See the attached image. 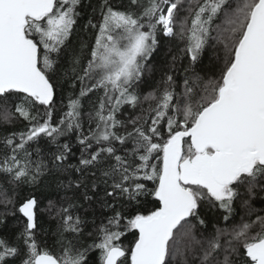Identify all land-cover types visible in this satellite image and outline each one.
<instances>
[{
    "label": "snow or ice",
    "instance_id": "obj_1",
    "mask_svg": "<svg viewBox=\"0 0 264 264\" xmlns=\"http://www.w3.org/2000/svg\"><path fill=\"white\" fill-rule=\"evenodd\" d=\"M0 130V264H264V0H0Z\"/></svg>",
    "mask_w": 264,
    "mask_h": 264
},
{
    "label": "trees",
    "instance_id": "obj_2",
    "mask_svg": "<svg viewBox=\"0 0 264 264\" xmlns=\"http://www.w3.org/2000/svg\"><path fill=\"white\" fill-rule=\"evenodd\" d=\"M89 2L94 5L97 3V0H84L85 4H88ZM112 2L118 3L119 0H112ZM87 12H89V13L91 12L90 7L87 8ZM85 22H86V17L79 21V25L77 26V32L71 38V40L73 41V44L76 45L77 47H78L79 38L80 37H87V35H88V34H86L80 30V25H83ZM93 41H94V37L89 42L91 43ZM178 45H179V41L173 40L171 43H165L163 38H161V44H160V46H158L157 51L155 53H153V56L151 57V61H150V63L154 66V68L156 70H155V72H152V73H148V72L145 73V80L148 82V84L151 85V87H149L148 84L141 85L139 91L142 94H146L147 92L152 91V88L156 86V83L158 81H160L164 72L168 70V65H169V62L171 61V56L174 54L178 55V48H177ZM210 57H211V50H209V52H207L205 54V63L208 62V59ZM180 64H181V61L178 60L177 64H176V67L178 69L180 67ZM176 78H177V80L181 79L179 72L176 73ZM63 95L66 97L68 95V92L65 91L63 93ZM57 103H58V105L60 103V92H59V90H58V94H57ZM65 103H66V100H65ZM85 107H87V103H86ZM144 107H147V105L145 104ZM124 111H125V113H127V112H130L131 109H129L127 106H125ZM136 111H139V109H137ZM60 114H61L60 111L57 110V112L55 113V116H54V122L59 119ZM24 126H25L24 123H17L15 126V129L20 130V129H23ZM10 130L11 129H9V131ZM86 130H87V125H85V131ZM4 134H5V132L3 130H0V135H4ZM67 139H68L67 137H62L61 142H64ZM72 142H73V144L75 143L74 138H73ZM39 144L43 145V146H47V147L51 148L52 150H54L53 146L47 145L45 139H41L39 141ZM73 150L76 151V155L78 156L79 153L76 150L75 146H74ZM73 162L75 163V160H73ZM23 190L27 191L26 188ZM45 194L49 195V196L55 195V193H52V192H47ZM37 195H40V193L38 192ZM46 203H47L46 200H42V206ZM254 206H256L257 208H259L261 206L259 200L254 201ZM218 213H219V210H212V211L206 212L205 219L209 223H208L207 227L203 230L204 236H210L212 233L215 232L216 229H215V227H213V224L216 223ZM97 214L99 215V212ZM243 215H244L243 210L237 206L236 214L234 216V221L238 223ZM9 223H11V218L9 220ZM230 224H231V222H230ZM230 224H229V226H230ZM224 226L225 225H224V222L222 220H220L219 224H217V227H224ZM45 227H48V225L46 224ZM51 227L54 229V227H55L54 222L51 223ZM90 229H91V226L89 225V228L85 230V233H87V231H89ZM7 231L8 230H0V235H7ZM196 234H197L198 238H202L201 232L199 230L197 231ZM42 239H43V237H42ZM130 239H131V236H128L127 238L124 239V243L127 244L128 240H130ZM47 240H48L50 245L54 244V237H52L50 233L47 237ZM84 240H86V241L88 240V237L86 234L84 236ZM53 250L56 251L57 253L59 251L58 248H53Z\"/></svg>",
    "mask_w": 264,
    "mask_h": 264
}]
</instances>
